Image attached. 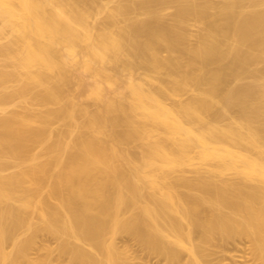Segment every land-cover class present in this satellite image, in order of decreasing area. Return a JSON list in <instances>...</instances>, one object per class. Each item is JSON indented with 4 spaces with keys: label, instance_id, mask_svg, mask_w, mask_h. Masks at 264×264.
<instances>
[{
    "label": "bare ground",
    "instance_id": "6f19581e",
    "mask_svg": "<svg viewBox=\"0 0 264 264\" xmlns=\"http://www.w3.org/2000/svg\"><path fill=\"white\" fill-rule=\"evenodd\" d=\"M121 235L264 264V0H0V264Z\"/></svg>",
    "mask_w": 264,
    "mask_h": 264
},
{
    "label": "rangeland",
    "instance_id": "374dc122",
    "mask_svg": "<svg viewBox=\"0 0 264 264\" xmlns=\"http://www.w3.org/2000/svg\"><path fill=\"white\" fill-rule=\"evenodd\" d=\"M173 9L170 8L169 12H171ZM39 154V153H38ZM193 174V172H189ZM38 240L46 241L47 244L54 246L55 245V238L52 235L49 234H41L38 237ZM117 241L119 244L127 243L129 244L132 254L134 256V264H164V260L161 256H158L154 253H151L143 248H141L134 240L129 238L126 235H121L117 238ZM44 252L43 250L37 251L36 249L31 250L32 255H36L38 253ZM53 261L55 264H58L60 261L64 262L66 260V257H59L57 255V252L54 251L53 253Z\"/></svg>",
    "mask_w": 264,
    "mask_h": 264
}]
</instances>
